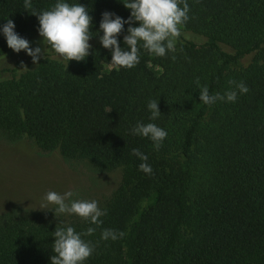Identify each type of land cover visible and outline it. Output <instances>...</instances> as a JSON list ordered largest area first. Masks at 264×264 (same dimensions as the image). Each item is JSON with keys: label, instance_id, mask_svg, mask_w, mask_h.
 <instances>
[{"label": "trees", "instance_id": "obj_1", "mask_svg": "<svg viewBox=\"0 0 264 264\" xmlns=\"http://www.w3.org/2000/svg\"><path fill=\"white\" fill-rule=\"evenodd\" d=\"M55 2L30 0L25 8V0H0V25L11 19L29 40L39 26L32 11ZM78 2L89 10L93 35L103 12L130 14L119 0ZM186 2L180 45L164 57L141 49L135 67L106 71L111 53L95 35L85 60L67 67L46 56L23 72L19 63L0 69V140H25L67 165L120 175L99 226L51 210L1 213L0 264H50L52 232L65 226L95 229L82 237L94 246L85 264H264V0ZM10 51L0 34V58ZM197 79L210 95L236 90V102L203 104ZM240 82L246 94L236 89ZM150 100L161 112L154 121ZM137 121L166 130L158 151L130 134ZM133 148L148 156L151 174L138 170ZM103 229L124 235L103 240Z\"/></svg>", "mask_w": 264, "mask_h": 264}, {"label": "clouds", "instance_id": "obj_2", "mask_svg": "<svg viewBox=\"0 0 264 264\" xmlns=\"http://www.w3.org/2000/svg\"><path fill=\"white\" fill-rule=\"evenodd\" d=\"M123 6L130 10L127 19H124L113 12L105 11L101 14L99 28L95 35L99 36V43L111 53L110 64L116 68H133L140 61L141 49L157 57H164L166 53L173 52L175 41L182 35V26L185 25L189 17V6L186 0H119ZM182 5V6H181ZM30 7V0H25V8ZM37 17V33L42 38L40 46L30 47V42L21 37L15 31V24L11 19L0 25V34L6 40L7 46L15 53L21 50L31 58L33 64H37L40 59L47 56L50 48L56 57L65 61L66 67L69 61H83L90 54L92 47L90 39L95 36L90 31L92 17L89 10L81 3H69L68 0H56L50 10L35 12ZM138 22V26H133ZM123 35V47L118 42V37ZM99 33H102L100 35ZM173 59L175 57H172ZM199 88V101L205 105H212L217 101L236 102L237 91H226L209 94L207 85L201 86L199 80L196 81ZM236 89L241 95L248 92L247 86L240 82L236 84ZM150 112L149 120H156L161 112L158 102L150 100L147 103ZM131 135L147 138L152 142L153 149L158 151L163 141L167 137V132L157 124L137 121L129 129ZM131 154L137 157L141 163L138 170L145 174L152 173V167L147 163L148 156L139 149L133 148ZM76 194L72 190L63 193L48 191L42 197L41 209L51 210L56 216L66 214L77 216L81 220L99 226L102 221L99 219L106 214V209L98 206L96 200L74 199ZM95 231L89 227L86 232H77L72 226L56 227L52 232L54 241L50 264H85L87 259L93 254L94 246L91 241H86L82 237L91 235ZM123 232L113 229H103L101 239L116 240L122 238Z\"/></svg>", "mask_w": 264, "mask_h": 264}, {"label": "rangeland", "instance_id": "obj_3", "mask_svg": "<svg viewBox=\"0 0 264 264\" xmlns=\"http://www.w3.org/2000/svg\"><path fill=\"white\" fill-rule=\"evenodd\" d=\"M192 39L196 43L203 41L201 38ZM41 40L37 34L28 41L30 47L40 46L43 50L46 46ZM179 42L178 39L175 41V48L180 45ZM89 43L91 46L97 44L92 40ZM47 57L59 60L50 48ZM249 61L250 58L244 59L240 65L245 66ZM16 63H19V72L34 65L23 50L19 53L10 51L0 58V69L17 68ZM113 69L112 65L105 67L106 71ZM119 180L118 172L95 174L77 163L65 164L57 153L42 155L25 140L15 144L0 140V214L13 207L27 212H47L49 210L39 206L48 191L63 193L72 190L76 194L74 199L96 200L100 207ZM57 216L66 221L74 215L57 213Z\"/></svg>", "mask_w": 264, "mask_h": 264}]
</instances>
